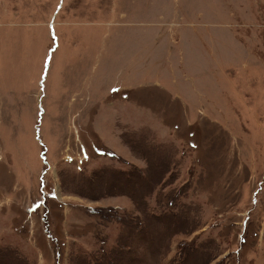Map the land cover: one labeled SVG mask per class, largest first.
I'll use <instances>...</instances> for the list:
<instances>
[{
    "label": "rangeland",
    "instance_id": "374dc122",
    "mask_svg": "<svg viewBox=\"0 0 264 264\" xmlns=\"http://www.w3.org/2000/svg\"><path fill=\"white\" fill-rule=\"evenodd\" d=\"M0 264H264V0H0Z\"/></svg>",
    "mask_w": 264,
    "mask_h": 264
}]
</instances>
